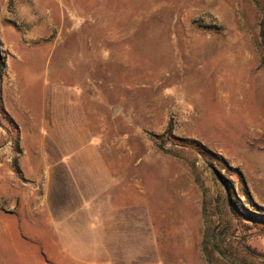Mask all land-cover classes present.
Here are the masks:
<instances>
[{"label":"rangeland","instance_id":"1","mask_svg":"<svg viewBox=\"0 0 264 264\" xmlns=\"http://www.w3.org/2000/svg\"><path fill=\"white\" fill-rule=\"evenodd\" d=\"M261 31L264 0H0V209L68 105L130 207L59 239L5 218L0 264H264Z\"/></svg>","mask_w":264,"mask_h":264},{"label":"crops","instance_id":"2","mask_svg":"<svg viewBox=\"0 0 264 264\" xmlns=\"http://www.w3.org/2000/svg\"><path fill=\"white\" fill-rule=\"evenodd\" d=\"M62 98L65 102V95ZM40 124L47 134L39 141V152L31 159L32 172H26L23 166L31 191L27 190L24 201L18 204V195L11 190L4 208L0 209V221L9 219V235L15 236L22 229L19 225L22 212L26 213V222H32L33 237L38 226L57 227L52 233L57 239L64 237V231L59 228L69 221L100 219L118 223L129 219L130 207L114 201V188L119 184L115 183L104 159L90 146L86 123L76 106L51 111L49 118ZM54 130L73 133L69 143L52 141L50 134Z\"/></svg>","mask_w":264,"mask_h":264},{"label":"trees","instance_id":"3","mask_svg":"<svg viewBox=\"0 0 264 264\" xmlns=\"http://www.w3.org/2000/svg\"><path fill=\"white\" fill-rule=\"evenodd\" d=\"M261 38H264V37H262V31H261ZM252 215V214H251ZM252 216H254V215H252Z\"/></svg>","mask_w":264,"mask_h":264}]
</instances>
